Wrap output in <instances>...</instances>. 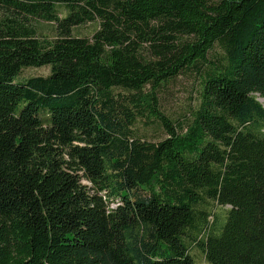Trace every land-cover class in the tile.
Wrapping results in <instances>:
<instances>
[{
	"label": "trees",
	"instance_id": "trees-1",
	"mask_svg": "<svg viewBox=\"0 0 264 264\" xmlns=\"http://www.w3.org/2000/svg\"><path fill=\"white\" fill-rule=\"evenodd\" d=\"M258 97L264 0H0V264H264Z\"/></svg>",
	"mask_w": 264,
	"mask_h": 264
},
{
	"label": "rangeland",
	"instance_id": "rangeland-1",
	"mask_svg": "<svg viewBox=\"0 0 264 264\" xmlns=\"http://www.w3.org/2000/svg\"><path fill=\"white\" fill-rule=\"evenodd\" d=\"M39 32L41 34L53 35L52 24L40 22ZM94 30L93 24H83L80 27L74 28L73 33L80 36L90 37ZM49 68L47 66L28 67L24 68L19 79L29 76L47 75ZM199 79L193 75H181L170 81L159 92V110L173 120H182L185 116L192 112L197 105L198 100ZM258 101L264 107V98L258 97ZM134 131L145 138L156 140L164 135L157 121L150 122L145 118H138L134 125ZM216 214L223 215L224 211L219 208L215 209ZM191 253L196 261V264H209L205 261L203 254L195 249H191Z\"/></svg>",
	"mask_w": 264,
	"mask_h": 264
}]
</instances>
